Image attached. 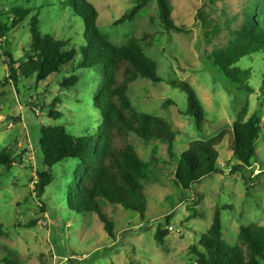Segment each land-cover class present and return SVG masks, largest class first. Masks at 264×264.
Returning a JSON list of instances; mask_svg holds the SVG:
<instances>
[{
  "label": "rangeland",
  "instance_id": "1",
  "mask_svg": "<svg viewBox=\"0 0 264 264\" xmlns=\"http://www.w3.org/2000/svg\"><path fill=\"white\" fill-rule=\"evenodd\" d=\"M65 0H0V20L10 26L13 8L30 11L29 16L8 33L6 48L0 43V155L10 152L14 160L10 170L0 165V264H197L190 247L209 230L216 209H222V234L231 246L241 245L240 226H264V57L244 58L239 65L249 71L247 85L252 92L239 90L222 72L212 67L208 56L226 46L231 31L239 28L248 0H169L174 22L184 32L166 31L159 21L157 0H149L134 20L117 25L136 0H89L99 12L98 28L116 46H125L131 38L141 40L145 54L156 62L162 79L153 83L138 78L129 85L128 96L136 112L159 116L173 123L178 134L172 154L162 141H144L130 134L128 143L139 155L145 174L142 187L147 212L140 214L120 205L103 201V212L114 222L115 238L109 237L96 213L78 212L69 206L68 186L75 182L78 160L66 159L51 169L43 164L40 150L44 126H64L75 137L94 135L101 115L93 98L101 93L104 76L98 68H78L80 48L85 45L84 24ZM201 13L208 30L219 26L222 32L210 42L204 38ZM39 20L42 35L51 34L77 50L74 63L45 81L37 76L22 79L17 90L4 62L7 49L15 60L30 51V21ZM75 74L74 87L62 82ZM190 84L201 100L207 120L199 131L194 121L183 114L187 110L184 92L171 81ZM58 100L55 110L62 114L53 121L49 106ZM170 100L167 107L166 102ZM9 105L7 116L3 114ZM262 116V132L256 145L253 166L232 172L237 160L232 153L233 123L246 121L255 112ZM221 134L217 146V173L199 185L185 190L176 184L175 172L182 153L193 142L209 140ZM51 171L53 180L42 196L36 186L38 172ZM159 225L169 227L165 246L155 238ZM246 250V248L243 246Z\"/></svg>",
  "mask_w": 264,
  "mask_h": 264
},
{
  "label": "trees",
  "instance_id": "2",
  "mask_svg": "<svg viewBox=\"0 0 264 264\" xmlns=\"http://www.w3.org/2000/svg\"><path fill=\"white\" fill-rule=\"evenodd\" d=\"M136 5L117 21V25L132 21L147 5L149 0H136ZM159 21L166 31L184 32L172 17L173 10L169 0H157ZM63 5L79 16L84 24L85 45L80 48L82 61L78 68H98L104 76L101 93L95 94L94 105L101 115V125L94 135L72 136L60 126H44L41 130L40 150L43 164L51 169L66 159L78 160L74 172L75 182L68 186L69 206L78 212L96 213L111 238H115L114 222L103 212V201L120 205L126 210L140 214L144 218L147 201L141 185L145 174L136 150L128 143L130 134L144 141H162L168 144L172 154L178 131L172 122L159 116L136 112L128 96L129 85L138 78L153 83L162 79L158 75L156 62L144 52L141 40L131 38L125 46L112 44L98 28L99 12L89 0H65ZM242 22L239 28L231 31L229 43L212 51L208 60L212 67L219 69L225 79L236 86L252 92L247 85L249 71L239 65L244 58L254 55L264 57V0L245 2ZM30 14L20 7L9 12L10 26L0 20V43L6 48L8 33L16 29ZM203 29H209L205 17L199 13L196 17ZM222 32L219 26L205 31L206 42ZM31 46L20 60H15L7 49L4 50V62L9 75L5 82H11L17 90L22 79L37 76L45 81L60 73L65 65L76 61L78 52L68 47V42L51 34L42 35L39 20L35 16L30 21ZM79 78L73 74L62 82L64 87H74ZM170 85L180 89L187 97V110L183 114L190 117L196 128L201 131L207 114L193 87L181 81H171ZM264 93V86H263ZM56 99L49 106V118L56 121L62 114L55 110ZM172 101L168 100L167 107ZM262 132V116L255 112L248 120H236L233 123L232 153L237 165L232 172L245 173L253 166L257 156L256 145ZM223 136L219 134L209 140H198L182 153L175 172L176 184L185 190L199 185L204 179L222 173L219 168L218 144ZM14 160L10 152L0 155V165L10 170ZM36 192L42 196L51 185V171L38 172ZM222 209H216L212 224L198 241L190 247V254L197 264H264V226H240L241 245L231 246L225 242L222 234ZM0 223V237L3 235ZM169 235L167 229L159 225L155 238L164 247ZM8 264H13L12 262Z\"/></svg>",
  "mask_w": 264,
  "mask_h": 264
},
{
  "label": "water",
  "instance_id": "3",
  "mask_svg": "<svg viewBox=\"0 0 264 264\" xmlns=\"http://www.w3.org/2000/svg\"><path fill=\"white\" fill-rule=\"evenodd\" d=\"M8 113H9V105H6L5 108H4V110H3V114H4L5 116H7Z\"/></svg>",
  "mask_w": 264,
  "mask_h": 264
},
{
  "label": "built area",
  "instance_id": "4",
  "mask_svg": "<svg viewBox=\"0 0 264 264\" xmlns=\"http://www.w3.org/2000/svg\"><path fill=\"white\" fill-rule=\"evenodd\" d=\"M168 230L173 231V228L172 227H169Z\"/></svg>",
  "mask_w": 264,
  "mask_h": 264
}]
</instances>
